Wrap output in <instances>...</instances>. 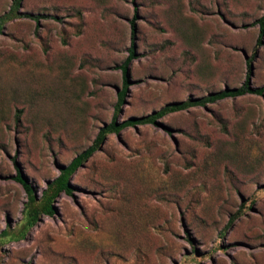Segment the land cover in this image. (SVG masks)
<instances>
[{
    "label": "rangeland",
    "instance_id": "rangeland-1",
    "mask_svg": "<svg viewBox=\"0 0 264 264\" xmlns=\"http://www.w3.org/2000/svg\"><path fill=\"white\" fill-rule=\"evenodd\" d=\"M12 0H0V17ZM0 29V264H264V94L109 134L54 214L25 195L117 121L264 85V0H21Z\"/></svg>",
    "mask_w": 264,
    "mask_h": 264
},
{
    "label": "trees",
    "instance_id": "trees-1",
    "mask_svg": "<svg viewBox=\"0 0 264 264\" xmlns=\"http://www.w3.org/2000/svg\"><path fill=\"white\" fill-rule=\"evenodd\" d=\"M20 2L21 0H12L9 10L0 17V29L5 21L11 20L14 17L24 16L37 21L36 16L19 14L17 12ZM256 24L259 30L257 38V43H259L264 29V14L256 20ZM127 51V57L118 66L122 83L121 89L116 93V102L113 107L112 117L107 124L99 128L92 144L73 157L66 165L60 167L58 169L57 176L46 183L45 188L41 191L38 197H36V195L33 193L32 188L24 180L19 170L16 169L13 179L20 184L25 195V202L21 211L22 225L19 235H22L24 230L33 226L42 216H52L54 214V201L58 198V196L60 194H71L72 187L70 184V177L84 162H86L92 156V154L99 148L107 135L117 134L119 131L125 128L134 127L136 125H158V121L162 117L175 112L187 110L190 107L203 106L208 103L211 104L225 99H235L244 95L262 96L264 94V85L257 88H251L246 77L238 87L224 88L201 98L172 102L164 105L156 111L151 112L148 115L131 117L119 122L116 120V114L119 110V106L122 103L127 86V66L129 61L134 56L132 46H129Z\"/></svg>",
    "mask_w": 264,
    "mask_h": 264
}]
</instances>
